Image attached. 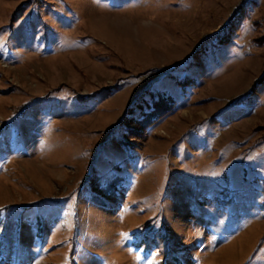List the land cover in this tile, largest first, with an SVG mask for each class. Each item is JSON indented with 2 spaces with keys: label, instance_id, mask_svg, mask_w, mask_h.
Instances as JSON below:
<instances>
[{
  "label": "rangeland",
  "instance_id": "374dc122",
  "mask_svg": "<svg viewBox=\"0 0 264 264\" xmlns=\"http://www.w3.org/2000/svg\"><path fill=\"white\" fill-rule=\"evenodd\" d=\"M263 77L264 0H0V264H264Z\"/></svg>",
  "mask_w": 264,
  "mask_h": 264
},
{
  "label": "trees",
  "instance_id": "16d2710c",
  "mask_svg": "<svg viewBox=\"0 0 264 264\" xmlns=\"http://www.w3.org/2000/svg\"><path fill=\"white\" fill-rule=\"evenodd\" d=\"M264 77L261 78L258 82H263ZM174 102L171 97L160 94L158 98L153 101V104L150 105V110H141L140 113L133 118L135 125L130 129L131 135L134 137H142L144 130H147L154 126L163 116L171 113L173 111L172 106ZM131 106L129 112L136 106ZM133 145L134 142H132ZM113 181L105 183L102 186L106 194H112L117 190L118 181L115 182L118 176L113 177Z\"/></svg>",
  "mask_w": 264,
  "mask_h": 264
}]
</instances>
